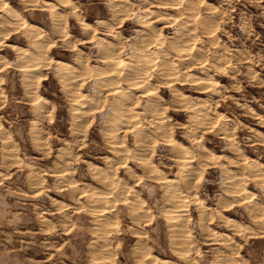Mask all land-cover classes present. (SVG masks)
<instances>
[{
	"label": "rangeland",
	"instance_id": "374dc122",
	"mask_svg": "<svg viewBox=\"0 0 264 264\" xmlns=\"http://www.w3.org/2000/svg\"><path fill=\"white\" fill-rule=\"evenodd\" d=\"M7 1L23 16L39 23L45 29L46 33L54 37L55 40L52 45L54 48L51 49L54 53L52 58H65L67 61H74L69 58L72 49L80 48L87 51L85 45L95 43V38L97 36H104V33L101 31L103 25L100 26V29L84 36V30L74 16H68L67 20H63L60 27L56 28V20L53 19L50 14L40 11V8H33L31 14H26L27 4H23L21 0ZM208 1L215 4L217 11H220L221 0ZM71 2L76 4V8L78 9L77 12L80 13L79 17L83 21L90 22L92 28H96L97 20L111 22V18L114 16L113 0H72ZM133 2L135 3V0H133ZM70 6L66 8L67 10H63L64 15L66 12L72 11V7L70 8ZM155 7L157 6H152L151 9L156 12L158 9ZM223 7L225 9L223 15H227L228 5L224 4ZM144 8L148 9V6L144 5ZM159 11L163 12L166 10ZM4 13V7H0V14L3 15ZM232 15L234 17L235 26L225 25L224 21H222L223 18H221L220 24L212 33V36L220 38L215 45L218 49L222 43L228 41L227 36L221 35L223 29L227 28L231 35L236 38L227 43V51L225 53L227 63L224 64L222 62L226 68L224 70L227 74L221 75L217 74L215 71L211 72L223 86L217 87V91L214 92L213 88L202 90L194 85L189 88L186 83L176 85L184 91V93L186 92L193 98L196 96L206 98L209 102L215 101V113H211V115L223 114V116L221 115L222 117L215 118L212 129L206 130L203 133L205 139L201 141L211 151L214 153L216 152L215 154L218 155L216 158H213L216 161L215 164L211 162L213 159L208 158L209 164L205 166V171L201 173V176L195 181L196 183H202L205 178L214 179L216 181L215 185L207 186L210 192L213 188L220 191L223 187H226L223 175H227L230 172L236 173L237 167L240 166L237 171L239 173L247 169L248 162L253 159L264 163V142H261V138L264 137V60L261 59V57H264V18H262L264 17V0H256L255 3H248L244 7L237 6L233 10ZM241 16H243V19H241ZM162 25L163 24L158 28ZM113 26L115 27V25ZM120 27L126 30L123 33L126 37L131 29H137L139 31H143L144 29V27L135 22L134 19L128 17L120 18ZM169 28H163V33L166 36L169 35ZM17 30H20V28L10 30V34L3 35V38L10 36ZM62 32L66 33L63 37H61ZM133 35H135V33H133ZM82 36L86 41H89V43H73L71 49H62V54H57L58 44L64 41H71L74 37L81 40ZM105 37L112 40L115 39L114 37ZM17 38L24 41L25 45L28 44V40L23 33H17ZM199 39H197L195 43V49L200 44ZM3 43L5 42L1 44ZM1 48L4 50H0V54H5L6 47L3 46L0 47V49ZM6 56L12 63L0 66V123H2L5 128V135L7 137L4 141L2 136H0V242H3L6 247L15 245V248H0V251L7 252L8 256L16 255L17 259L27 260L29 264H54V262L57 261H61L62 264H90L92 261L91 249H95L93 248V242L96 239L91 229L94 227L97 218L90 217L89 211H84L81 208H76L75 211H72L75 206V200L66 195L72 184L64 183L63 180H61L59 189H54L53 185L57 182L56 176L59 174H53L51 169L53 161L57 163L62 162L58 155L62 149L75 152L77 163L87 165V161H93L105 168L107 167L100 156L87 152V149L90 147L87 140L93 137V129L96 127V121L95 119L91 120L84 129V132L87 133V137L81 135L79 130H76V126L74 127L73 124L75 121L73 117L74 113L71 109V92H66L64 94V91L62 92L59 90L60 79L56 69L53 68V63H47L46 66L42 67L44 73L42 78H46V81H35L33 83H36L34 86L30 85L27 87L24 83L25 81L21 74L22 72H20V68L15 66V56L12 54ZM211 62L212 61L209 60L207 64ZM91 63L95 64L96 61L93 60ZM207 64H205V66H207ZM234 65L235 67H233ZM205 66L203 65V67ZM189 71L195 76L203 75L194 65L189 67ZM237 82H239L240 91H236L232 88V85ZM86 86V84H82L81 89ZM201 91L204 93H200ZM30 92H34L33 94L39 92L41 95L49 97L51 100L50 105H55L54 109L48 107L46 112H44L47 116L43 115L41 110L39 112L34 110L36 109L34 107L36 101L33 102L35 96ZM221 92H224L223 98L221 97ZM105 94L108 95L109 93L105 90ZM162 94H164L163 91ZM27 97L30 99H27ZM165 98H168L167 94H165ZM141 103H143L142 100L137 102L136 108L138 111L140 110ZM241 105H243V107H241ZM168 114L170 116L172 115L171 109L168 110ZM31 119L37 120V128L34 129L35 132L31 130ZM234 121H238L242 127H237ZM221 125L224 126L223 130L220 131L219 135H216L215 132L217 129L221 128ZM52 126H55V131H53ZM21 130L26 133L28 146H25V143L20 139ZM36 131H38V133ZM77 131H79L78 134L74 133ZM226 133L230 135L228 138L226 136L227 139H225ZM233 133L237 141L248 142L246 145L244 143L240 144V149L243 152L242 159L238 158L237 153L231 149L230 141L232 140ZM120 134L126 137L131 136L129 130H127V132H121ZM37 136L41 137V140ZM175 138L187 145L189 143L185 142L183 138ZM77 139H83L85 143L77 147L75 144ZM3 141L9 142L7 143L8 146L2 144ZM39 141H41V143H39ZM45 141L47 142L46 145ZM45 147L47 151H45ZM158 147L159 145H157V148ZM6 151L11 154L9 158L15 159H9ZM107 155L111 156V152H108ZM226 158L227 160H231L232 163L226 164ZM70 159L71 156L65 155V161ZM152 162L156 164V153L153 154ZM112 164L116 166L115 160L112 161ZM194 164H196V162ZM125 165L134 167L131 160L125 161ZM221 165H226L227 171H225V168L221 167ZM241 165L244 167L242 168ZM169 167L172 169L171 173H169L167 169L158 168L166 172L165 174H167V176L175 177L180 169L175 167V162L173 161L170 162ZM139 171L140 169H137V172ZM247 171H245L246 176H248V174H246ZM114 175L119 178H128L124 173L123 167H118ZM63 177L75 179L77 187H83L82 185L86 183L87 185L92 183L91 172L88 176L81 178L79 168H64ZM248 177L251 182L246 183L244 188L256 192L258 197L257 200H259L258 194L261 191V181H257L255 177L250 175ZM142 182V179L141 181L135 182V190H139ZM129 183L132 185L133 181L129 180ZM151 184L157 186L156 199L165 197L166 189L161 188L160 185L154 181H151ZM193 195L202 198L205 205L211 207V212L208 211L209 214H207L206 223L211 224L210 228L215 234L210 238L211 241L204 239L205 233L202 234V230L197 228L200 210L198 211L197 205L195 204L196 199H191L188 205L189 214L191 216L187 218L186 221L188 231H184L185 222H183L184 226H180L183 231L180 232V234L182 238H185L186 236H183V234L185 233L184 235L188 236L190 233L191 236L204 240V243H209L207 245L203 244L202 247L197 248L195 255L203 257L208 264H217L218 259L225 252L233 255L232 248L228 246L227 240L217 238L224 237L223 233L225 232L230 235H225L227 238H231L234 244L238 243L237 245H239V251H237L235 255L240 254L239 256L242 257L244 261H247L248 264H252L253 259L257 258V253L264 248V231H262V233L260 232L261 228L259 226L261 221L257 216H252L254 212L249 214V212L236 211V209H243V206L248 200L241 198L233 201L231 199V206L225 208V211L221 213L222 216L224 214L236 218L241 224H248L249 227H246V225L244 227L245 229L237 232L236 230L238 228H236V226L234 228L228 226L226 222L222 223L218 221L213 211L219 210L215 201H206L199 191H194ZM77 196L81 202L85 201L86 196L83 191L77 192ZM142 197L149 206L150 201L148 200L147 189L142 193ZM56 199L70 203L68 206L69 208L63 205H60L62 207H57L56 204L52 203V201H56ZM151 202L154 203L155 201ZM259 202L264 203V201L261 200H259ZM122 206L119 204L116 209ZM150 213H152L151 218L145 221L146 228H152L158 225L164 231L169 230L168 226L171 224L168 222V219H165L163 216H157L152 208ZM114 216L117 218V224L114 229L116 231H112L111 237L116 235L117 232L123 235V228L125 225L131 223V220L128 218L129 216L117 217L115 214ZM69 217H71V219H69ZM256 221H258L259 226H255L258 225ZM192 228L197 229L191 233L190 230ZM11 233L15 234L12 236V243L9 244L7 243V236L5 234ZM172 234L173 233L170 232L169 240L171 241L164 250L153 248L151 252L161 256H167V258L173 260V263L175 262L174 264H178V261L181 259L170 246L173 239ZM147 235H150V233ZM136 237L139 238L140 234L138 233L136 236L129 237L127 242L134 243L137 239ZM102 243L103 242H101V244ZM89 245H92V248L88 247ZM125 246L126 241L123 239L117 241L114 246L115 252L113 255L115 261H119L120 264H124L126 259V256L121 254V250L125 249ZM17 253L19 254L17 255ZM187 254L189 256L194 255L191 250ZM197 262L199 263V261Z\"/></svg>",
	"mask_w": 264,
	"mask_h": 264
},
{
	"label": "clouds",
	"instance_id": "9594fccd",
	"mask_svg": "<svg viewBox=\"0 0 264 264\" xmlns=\"http://www.w3.org/2000/svg\"><path fill=\"white\" fill-rule=\"evenodd\" d=\"M23 4H27L26 14H31L33 8H48L50 12L56 14L59 6L65 4L67 0H56L55 4H48L47 0H21ZM167 2L169 5H175L176 11L172 16H168L167 12L163 14L158 10L155 13L151 11L153 3L163 4ZM256 0H221L220 11L215 7L204 2V0H113L114 16L111 22L96 21V28L83 23V20L76 13V4L71 5L72 11L66 12L62 19L67 20L68 16H75L79 21L82 29L87 30L89 34L100 29L104 33L102 37H96L95 43L85 45L87 51L80 48L72 49L70 59H73L78 64V67L70 69V78L67 85L71 88V98L73 101L72 112L75 119L80 121L79 131L81 135L87 137L84 129L88 123L95 119L96 127L93 129V137L87 140L90 147L87 152L96 156H100L107 165L105 169H96V172L101 176L93 175V179L102 178L103 175L113 176L118 167H123L125 175L129 180L133 181L132 200L128 203L127 195L128 183L126 180L118 181L121 185V191L116 192L112 196L113 200H121L123 206L115 210L117 217H131V223L123 228V235L117 232L110 239L106 238V243L111 247L108 250L109 255L115 252V244L123 239L126 241L125 249L121 250V254L126 256L124 264H153V259H148V254L153 248L164 250L170 243L169 236L171 228L168 231L162 230L158 225L152 228L145 227V221L151 218L152 213L137 212L132 213L133 208H139L145 201L142 199V193L145 189L148 190L149 207L153 209L157 216H163L165 219L170 218L169 210L165 209L166 204H173L175 214L183 217L185 222L184 231H188L186 224L187 214L181 213L180 208L183 206V197L186 195L190 199L194 191H199L204 199L213 200L217 203L218 211L213 210L219 222L227 223L228 226L234 227V222L227 221L221 215L225 208L231 206V200L239 197L240 191L246 183L251 182L249 177L244 173L247 169L237 173H230V181L226 179L220 191L215 188L208 190V185H215L214 179L205 178L202 183H196V179L205 171V166L209 164L208 157L210 151L201 141L205 139L203 133L206 130H211L215 122V115L210 113L215 112V101H202L185 96L176 85L186 83L189 88L193 83L200 80V77L192 75L189 67L194 65L201 72L207 69H215L217 74L226 75L221 62L227 63L225 53L227 51V43L236 38L231 35L227 28L221 31L222 36H227L228 41L221 44L220 48H216V43L220 39L214 37L208 39L209 33L216 30L223 18L225 25L235 26L233 10L237 6L244 7L248 3H255ZM224 4L228 5L227 15H223L225 9ZM144 5L148 6L146 12ZM118 9V11H116ZM241 15L240 13H237ZM152 15L162 16L167 25H172L169 28V35L159 37V29L156 28L150 21ZM128 17L134 19L135 22L143 24V31L131 29L126 37L123 33L125 29L120 27V18ZM264 18V17H262ZM243 19V16H241ZM115 25V27L113 26ZM135 33V35H133ZM66 33H61V37ZM114 37L115 43L104 38ZM52 36L45 34V48L40 52V56L47 62V45L52 42ZM200 38L199 46L192 51L193 44ZM73 43H83L82 40L73 38L71 41H64L58 44L57 54H62V49H71ZM103 49L101 54L97 50ZM223 50V51H222ZM19 51H24L20 49ZM30 55L29 53H25ZM113 57V59H109ZM264 60V57H261ZM95 60L96 63L91 62ZM105 61L101 63V61ZM121 60L124 63L121 65ZM211 60L207 64V68L203 67L206 61ZM55 67H68L66 65H53ZM235 67V65L233 66ZM238 71V70H237ZM154 78V79H153ZM87 86L81 89V85ZM143 84L144 87H140ZM201 87L206 86L201 83ZM236 91H240L239 82L232 85ZM118 94L114 93L116 90ZM137 89L142 95H137ZM149 89L153 90L151 95H147ZM105 90L108 95L105 94ZM67 91V87L65 88ZM162 91L164 94H162ZM213 91L217 89L213 88ZM227 91V90H225ZM165 94L168 98H165ZM224 92H221L223 98ZM142 100L140 110L137 111V102ZM54 109L55 105H50ZM243 107V105H241ZM187 108L181 112V109ZM172 110V115H168V110ZM150 117V118H149ZM135 118V119H134ZM237 127H242L238 121H234ZM47 127V126H46ZM75 127V126H74ZM221 128L217 129L215 134L219 135ZM53 131L56 130L52 126ZM125 129L131 132L130 137L122 136L120 133ZM174 137L183 138L185 142H189L185 147L184 143L174 139ZM20 139L28 146L26 133L21 130ZM264 142V137L261 138ZM45 141V145H46ZM85 140L77 139L75 144L77 147L84 144ZM248 143L247 141H237L235 134H232L230 146L237 153L238 158H243V152L240 149V144ZM121 145H124L121 147ZM157 145L159 147L157 148ZM45 151L47 148L45 147ZM108 152H113L118 159L115 160L113 166V157L107 155ZM156 153V164L154 165L153 154ZM65 155L71 156V159L64 163L52 162L51 171L56 176L57 182L54 183V189H59L60 181L71 183V187L66 193L75 200L76 208H81L88 211V200L81 202L77 196V192L83 191L88 187L84 185L82 188L75 187V179L63 177L64 168H79L80 176L84 178L89 175L90 170L95 168V165L77 163L76 153L69 152L67 149H62L59 153L60 160H64ZM175 160V167L180 169L177 175L180 177L175 184H161L160 187L166 189L165 197L156 199L157 186L151 184V181L163 179V173H159V168H164L171 173L172 169L169 164ZM195 159L196 164L191 161ZM131 160L134 167L126 166L125 161ZM216 163L215 159L212 161ZM231 160H227L226 164H231ZM227 171L226 165H221ZM137 169H140L137 172ZM155 173V174H154ZM194 174V175H193ZM260 174L264 176V167L260 168ZM139 190L136 189L135 182L141 181ZM112 182L109 181V184ZM259 200L264 201V180L260 182ZM226 194V195H225ZM172 195H177L180 204H175L171 200ZM249 196L251 194H248ZM151 201H155L152 203ZM57 207H61L57 201H52ZM197 209L203 217L207 210L203 209V205L197 203ZM236 211L256 213L260 219V228L264 231V203H256L254 200H249L243 206V209ZM71 219V217H69ZM202 234L208 233L211 236V230L206 223L200 224ZM116 231V230H113ZM238 231V229L236 230ZM140 234V237L134 243L127 242L129 237ZM150 233V235H147ZM15 233L5 234L7 243H12V236ZM207 238V237H206ZM227 240L228 246L232 248L233 259L227 264H248L243 258L239 262L235 259V253L239 251V245L234 244L231 238L217 237ZM243 238V237H242ZM195 243V247H191ZM204 240L196 237H185L184 247L181 251H187L191 248L193 256H188L178 262V264H194V261H199V264H208L203 258L196 256V249L202 247ZM23 247V246H21ZM0 248L11 249L6 247L3 242H0ZM19 253H17L18 255ZM62 255V254H61ZM0 264H29L27 260H20L16 255L8 256L7 252L0 251ZM54 264H62L61 261ZM116 264H120L119 261ZM252 264H264V248L257 253V258L253 259Z\"/></svg>",
	"mask_w": 264,
	"mask_h": 264
},
{
	"label": "bare ground",
	"instance_id": "6f19581e",
	"mask_svg": "<svg viewBox=\"0 0 264 264\" xmlns=\"http://www.w3.org/2000/svg\"><path fill=\"white\" fill-rule=\"evenodd\" d=\"M72 0H67V2L61 6H59L56 10V14H53L52 12L49 11L48 8H44V7H41L39 10L40 11H43V12H46L48 14L51 15V17L53 19L56 20L55 22V27L56 28H59L61 23L63 22L64 19H62V17L64 16L63 14V10L68 8L70 5H72L73 3L71 2ZM205 3L209 4V5H212L213 7H215V4L209 2L208 0H204ZM47 3L48 4H55L56 3V0H47ZM72 3V4H71ZM5 5L7 7H5ZM152 6H157L155 7L156 9L158 10H166V11H163V12H167L168 13V16H172L175 14V11H176V6L175 5H169L167 2L163 3V4H157V3H154L152 4ZM0 7H4V14H0V47H3L5 46L6 48V53L5 54H0V66H3L5 64H11L12 61L7 58L6 55H14L15 56V66L17 68H20V72H22V76H23V79H24V83L25 85H27V87H29L30 85H35L33 84L35 81L37 82H43V81H46V78H42V76L44 75L43 73V69L42 67L43 66H46V64L48 63H53L54 65H66L68 67H55L56 69V72H57V75L60 79V91H64V94L66 92H71V88L69 85H67V81L69 80L70 78V69L71 68H76L78 67V64L76 63V61H67L65 58H52V55H54L53 53V49L54 46H52L54 44V37L52 38V42L50 44L47 45V54H48V58H47V62L45 63L44 61V58L41 57L39 54L41 51H43V49L45 48V34H46V31L45 29L39 24L37 23L36 21H33V20H29L27 19L25 16H23L14 6L10 5L9 2L7 0H0ZM71 8V6H70ZM216 8V7H215ZM67 10V9H66ZM146 12L148 11L147 8H145ZM78 9L76 8V13L78 16H80L77 12ZM118 11V9L116 10ZM151 11L153 13H155L154 10L151 9ZM157 11V10H156ZM161 12V11H160ZM163 12H161L163 14ZM114 13V12H113ZM154 16V17H153ZM75 17V16H74ZM127 18V17H126ZM81 19V18H80ZM151 23L156 27L158 28L161 24H163L160 28H158L160 31H159V38L161 37H165L166 35L163 33V28H169L171 27L172 25H167L165 23V19L162 18V16H156V15H152L149 17ZM82 20V19H81ZM102 21V20H101ZM223 21V20H222ZM84 24H87V25H91L90 22H86V21H83ZM140 24V23H139ZM157 24V25H156ZM142 27H144L143 24H140ZM92 26V25H91ZM17 28H20V30H17L16 32L12 33L10 36L6 37V38H3V35H6V34H10V30H14V29H17ZM82 28V27H81ZM162 28V29H161ZM84 30V29H83ZM142 30V29H141ZM57 31V30H56ZM23 33L24 36L26 37V39L28 40V44L25 45L24 44V41L22 40H19L17 38V33ZM214 32V31H213ZM213 32L209 33L208 35V39H212L214 36H212ZM86 34H89L87 30H84V36ZM89 36V35H87ZM86 36V37H87ZM97 37H102V36H97ZM106 38V37H104ZM7 41H6V40ZM108 39V38H106ZM114 39V38H113ZM199 39V38H198ZM81 40L83 41V43H89V41H86L85 38H81ZM111 40L113 43H115V39L112 40V39H109ZM200 40V39H199ZM2 42H5L3 44H1ZM199 43V42H197ZM198 46V45H197ZM196 46V47H197ZM3 48H1L0 50H2ZM20 49H23L24 51H19ZM4 50V49H3ZM195 50V44H193V48H192V51ZM98 54H101L104 50L101 49V50H98ZM239 51V50H238ZM25 53H29L30 55H26ZM237 57V56H236ZM109 59H113V57H109ZM246 59V58H245ZM105 61H101V63H104ZM208 62V61H207ZM207 62H205V64H207ZM124 63L123 60H121V65ZM204 64V66H205ZM221 65L224 69H226L223 65V63L221 62ZM14 66V67H15ZM9 67V66H8ZM1 68V67H0ZM13 68V67H12ZM205 68H207V66H205ZM212 71H215V69H207V71H204L202 72L203 75H197L198 77H200V80L196 81L193 83L194 86H198L200 89H212V88H219L220 86H223L222 83H220L213 75H212ZM1 72V70H0ZM193 74V73H192ZM1 78V77H0ZM22 79V78H21ZM154 79V78H153ZM22 81V80H21ZM201 83H204L206 86L204 87H201ZM22 84H23V81H22ZM32 86V87H33ZM67 87V91H65V88ZM140 87H144L143 84L140 85ZM25 89H27L25 87ZM26 91V90H25ZM28 91V89H27ZM118 89L113 93V95L115 94H118ZM137 91V95H141V93L139 92V89L136 90ZM32 93V92H30ZM34 93V92H33ZM32 93V94H33ZM153 93V90L152 89H149L147 95H151ZM200 93H204L203 91H201ZM27 94V92H26ZM31 95V94H30ZM29 95V96H30ZM185 96H190L189 94H187L186 92L184 93ZM33 96H35V98H33ZM32 99L33 102H35V105L34 107L36 109V111H42L43 112V115H46L44 114V112H46V109L49 107V105L51 104V100L49 97L47 96H44V95H41L39 92H35V94H33ZM195 99L197 100H202V101H209L207 100L206 98H203V97H196L194 96ZM212 97V96H211ZM210 97V98H211ZM29 97H27L28 99ZM30 99V98H29ZM72 104H73V101L72 99H70ZM72 109V108H71ZM187 108H184V109H181L180 111H186ZM138 111V110H137ZM172 111V110H171ZM215 113V112H214ZM222 113V112H221ZM35 114V113H33ZM169 115V114H168ZM211 115V113H210ZM223 116V114H216L215 115V118H220V116ZM47 116V115H46ZM170 116V115H169ZM221 116V117H222ZM41 117V116H40ZM73 117L75 118V115H73ZM150 118V117H149ZM39 119V118H38ZM135 119V118H134ZM32 120V119H31ZM72 120V119H71ZM227 120V119H226ZM229 121V120H228ZM81 122L76 120L74 121V126H76V130H79V124ZM37 120L33 119L31 121V126H32V131L35 132L34 129L37 128ZM73 127V126H72ZM31 128V127H30ZM225 129V128H224ZM38 130V129H37ZM128 129H125L123 132H127ZM38 133V131H36ZM79 131L77 132H74L76 134H78ZM122 132V133H123ZM0 136H2V138L5 139L7 138L6 135H5V128L3 127L2 123H0ZM40 134V133H39ZM127 135V134H126ZM39 136V135H38ZM37 136V137H38ZM230 137V135L228 133L225 134V139L226 138ZM39 139L41 137H38ZM174 139H177L174 137ZM230 139V138H229ZM41 140V139H40ZM178 140V139H177ZM2 144H5L8 146L7 143L9 142H4ZM180 141V140H178ZM229 141V140H227ZM182 142V141H180ZM231 142V141H230ZM39 143H41V141H39ZM183 143V142H182ZM203 143V142H202ZM13 145V144H12ZM205 145V144H204ZM2 146V145H1ZM124 145H121V147H123ZM184 146L187 147L188 145L184 143ZM6 147V146H5ZM37 147V146H36ZM205 147L210 151L211 155L208 157L210 159H213V158H216L218 155H216L213 151H211L206 145ZM7 149V147H6ZM232 149V148H231ZM230 149V150H231ZM7 152V157L9 158V156L11 155L10 152L6 151ZM235 152V151H234ZM233 152V153H234ZM59 155V154H58ZM220 155V154H219ZM14 156V155H13ZM234 156V155H233ZM17 157V156H16ZM110 157H113V160H116L118 159L117 155L113 152H111V156ZM247 157V156H246ZM8 158H5V159H8ZM248 158V157H247ZM11 160L15 159V158H9ZM3 160H4V157H3ZM10 160V161H11ZM66 160V159H65ZM65 160H62L61 163H64ZM173 162H175V160L173 159L172 160ZM18 162V161H17ZM196 162L195 159H193L191 161L192 164H194ZM212 162V161H211ZM218 162V161H217ZM219 163V162H218ZM87 164H91V165H95V168L91 169L90 172H91V180H92V183L91 184H84V185H87L88 187L84 188L83 190V193L85 194L86 197H90L89 200H88V207H89V216L92 217V218H97L96 219V223L94 225V227L91 229V231L94 233V237L96 238V242L94 240V247L95 249H91L92 250V253H91V263L90 264H116V261H115V257L114 255H109L107 254L108 253V250L109 248L111 247L110 245H108L106 243V238L109 239L111 237V234H112V231L115 229V226L117 224L116 222V217L114 216V211L116 210V207L120 204L121 206L124 204L123 201L117 199V200H113L112 199V196L114 194L113 190H115L116 192H119L121 191V185L118 181H121V180H126L127 183H128V187H127V195L129 197V200H128V203L131 202L132 200V192H133V188H132V185L129 183V179L128 178H122V177H116L115 175L109 177L108 175H103L102 178H97V179H93V175L97 176V177H100L101 174L96 172V169H105V167L101 166L100 164L98 163H95L93 161H87ZM154 164V163H153ZM31 165V164H30ZM155 165V164H154ZM236 165V164H235ZM242 166V165H241ZM246 166V165H245ZM6 167V166H5ZM240 167V166H239ZM237 167V171H238V168ZM244 166H242L243 168ZM261 167H264V163L256 160V159H253L252 161H249L248 164H247V173L248 176H252V177H255V179L257 181H262L264 180V176H262L260 174V168ZM7 168V167H6ZM50 168V167H49ZM241 168V169H242ZM235 169V168H234ZM157 170L159 173H163V179H157V180H153L155 183L161 185V184H175L176 181L178 179H180V177L178 175H176L175 177H170V176H167V174H165L166 172H163L162 169H159L157 167ZM181 171V170H179ZM178 171V172H179ZM232 171V170H231ZM236 171L237 174H239L238 172ZM243 171V170H242ZM33 172V171H32ZM230 173H234V172H230ZM230 173H226L227 175H223L224 177V181L226 179L230 181ZM66 174V173H65ZM155 174V173H154ZM245 174V173H244ZM194 175V174H193ZM65 176V175H64ZM35 178V177H34ZM71 180V179H70ZM253 180V179H252ZM256 180H254L255 182H257ZM32 181V180H31ZM38 181V180H37ZM109 181H111L112 183L109 184ZM259 181V182H260ZM36 182V181H34ZM76 182V181H75ZM31 183V182H30ZM96 185H95V184ZM70 184V183H69ZM82 185V186H84ZM226 186V185H225ZM73 187V185L71 186ZM75 187L76 186V183H75ZM77 188H82V187H77ZM31 191V190H30ZM194 194V192H193ZM192 194V198L191 199H196L195 201V204L197 205V203H200L203 205V209L207 210L205 215L202 217L201 214L199 215V218H198V227L197 228H200V224L201 222L203 223H206V219H207V214H209L208 211L211 210V207L205 205L204 201L202 198L193 195ZM248 194H251L250 196ZM226 195V194H225ZM194 196V197H193ZM142 199H144L143 197H141ZM171 200L175 203V204H180V200L178 198L177 195H172L171 197ZM245 199V200H254L256 203H260L259 200H257V195H256V192L254 191H250L248 189H245L243 187V189L240 191V194H239V197L237 198H233L232 196H228V199H232L233 201L234 200H239V199ZM188 196H184L183 197V206L180 208V212L181 213H186L187 214V218H190V214H189V209H188V205L190 203V200H191ZM231 200V201H232ZM56 201L59 203V205H63L67 208H69V204L70 203H67L65 202L64 200H57ZM145 203L140 206L139 208H133L131 211L133 214L137 213V212H144L145 210H147V212L150 213L151 211V207H149L147 205V202L146 200L144 199ZM246 203V202H245ZM248 203V202H247ZM167 205V206H166ZM165 205V209L169 210V213H170V218L168 219L170 222V226H171V232L173 233V239H172V243H171V248L172 250L175 252V254L182 260L184 259L185 257H188L189 255L187 254L191 248H189L187 251H181V248L184 247V239L185 238H182L180 232L183 231V229H181L180 226L183 225V217L180 216V215H176L175 214V210H174V207H173V204H166ZM62 207V206H61ZM199 211V210H198ZM225 211V209H224ZM211 212V211H210ZM252 216H257L256 213H253ZM251 216V217H252ZM223 217H225L227 219V221H232L234 222V225L236 226V228H238V231L237 232H240L242 231L243 229H245L244 227H249L248 224H241L237 221L236 218H233V217H230V216H226L223 214ZM64 218V217H63ZM66 218V217H65ZM130 220H131V217L129 216L128 217ZM258 218V217H257ZM256 218V220H257ZM255 220V219H254ZM257 224H258V221H256ZM245 223V222H243ZM255 223V222H254ZM208 228L211 230V236H208V233H205V237L204 239L205 240H210L211 241V237L214 236V232L212 231V229L210 228V225L209 223H206ZM168 225V224H167ZM184 226V225H183ZM255 226H259L258 225H255ZM169 227V226H168ZM212 227V226H211ZM251 227V226H250ZM260 227V226H259ZM196 228V229H197ZM252 228V227H251ZM255 228V227H254ZM196 229L192 228L190 230L191 233H193L194 231H196ZM250 229V228H249ZM233 230V229H232ZM261 230V229H260ZM251 231V230H249ZM248 231V233H249ZM253 231V230H252ZM255 231H256V228H255ZM258 232V231H257ZM262 233V230L260 231ZM185 234V233H184ZM183 236H187V235H184ZM240 234V233H239ZM256 234V233H255ZM221 235V234H220ZM224 237L226 236H230L228 233H223ZM226 235V236H225ZM187 237H194V236H191V234L189 233V235ZM207 237V238H206ZM255 237V235H254ZM137 238V237H136ZM171 239V238H170ZM224 240V239H223ZM171 241V240H170ZM101 242H103L101 244ZM237 242V241H236ZM91 243V242H90ZM100 244V245H99ZM194 244H192L191 247H194ZM205 245L209 244L208 242H205L204 243ZM226 244V243H225ZM238 244V243H237ZM90 248H92V245L88 246ZM229 250V249H228ZM91 252V251H90ZM231 253V252H230ZM191 254V253H190ZM90 255V254H89ZM192 255V254H191ZM240 255V254H239ZM239 255H235V259L237 260V262H239L240 257ZM216 257V256H215ZM153 264H174L173 263V260L170 259V258H167V256L165 257L164 255H159V254H155V253H152L150 252L148 254V259H153ZM213 259V258H212ZM233 259V255L229 254V253H224L221 255V257L218 259L217 261V264H227V262L229 260ZM180 260V261H181ZM179 262V261H178ZM194 264H199L197 261H194Z\"/></svg>",
	"mask_w": 264,
	"mask_h": 264
},
{
	"label": "snow or ice",
	"instance_id": "6c2138e0",
	"mask_svg": "<svg viewBox=\"0 0 264 264\" xmlns=\"http://www.w3.org/2000/svg\"><path fill=\"white\" fill-rule=\"evenodd\" d=\"M5 7H7V6L5 5Z\"/></svg>",
	"mask_w": 264,
	"mask_h": 264
}]
</instances>
